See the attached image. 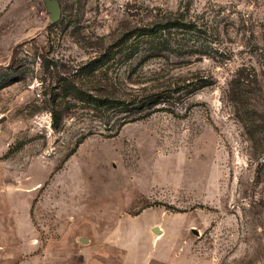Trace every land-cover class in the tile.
I'll return each instance as SVG.
<instances>
[{
    "label": "rangeland",
    "instance_id": "374dc122",
    "mask_svg": "<svg viewBox=\"0 0 264 264\" xmlns=\"http://www.w3.org/2000/svg\"><path fill=\"white\" fill-rule=\"evenodd\" d=\"M55 1L0 0V264H264V0Z\"/></svg>",
    "mask_w": 264,
    "mask_h": 264
},
{
    "label": "trees",
    "instance_id": "16d2710c",
    "mask_svg": "<svg viewBox=\"0 0 264 264\" xmlns=\"http://www.w3.org/2000/svg\"><path fill=\"white\" fill-rule=\"evenodd\" d=\"M106 95L107 94L104 93L101 96H102V98H105ZM94 102H95V105L93 106L92 109H94V111L96 113H99V114L104 115V116H105V114L108 115V114L118 110L119 108H125L124 107L125 105H124L123 102L120 103L118 101L112 100L109 97H107V98H105L103 100H100V99L94 100ZM135 102L136 103H131V106L134 105L133 106L134 107L133 108L134 112L138 113L137 111L141 112L143 109H147L148 110L150 108V106L152 105V103H153V96L149 95V96H146L144 99L136 100ZM51 115H52L53 123L56 126V124H57V120H56L57 113H56V111L53 110Z\"/></svg>",
    "mask_w": 264,
    "mask_h": 264
},
{
    "label": "water",
    "instance_id": "95a60500",
    "mask_svg": "<svg viewBox=\"0 0 264 264\" xmlns=\"http://www.w3.org/2000/svg\"><path fill=\"white\" fill-rule=\"evenodd\" d=\"M45 3L46 11L49 13V22L56 23L60 19L61 9L60 5L55 0H43ZM156 234L160 233L159 229H153Z\"/></svg>",
    "mask_w": 264,
    "mask_h": 264
},
{
    "label": "bare ground",
    "instance_id": "6f19581e",
    "mask_svg": "<svg viewBox=\"0 0 264 264\" xmlns=\"http://www.w3.org/2000/svg\"><path fill=\"white\" fill-rule=\"evenodd\" d=\"M156 239H157V240L161 239V235L157 236Z\"/></svg>",
    "mask_w": 264,
    "mask_h": 264
},
{
    "label": "crops",
    "instance_id": "0c3cea01",
    "mask_svg": "<svg viewBox=\"0 0 264 264\" xmlns=\"http://www.w3.org/2000/svg\"><path fill=\"white\" fill-rule=\"evenodd\" d=\"M164 231V230H163ZM160 232H161V230H160Z\"/></svg>",
    "mask_w": 264,
    "mask_h": 264
}]
</instances>
